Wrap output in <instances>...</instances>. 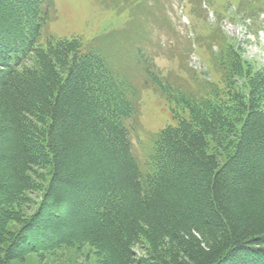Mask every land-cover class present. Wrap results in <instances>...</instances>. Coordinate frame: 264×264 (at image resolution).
Returning a JSON list of instances; mask_svg holds the SVG:
<instances>
[{"label":"trees","instance_id":"16d2710c","mask_svg":"<svg viewBox=\"0 0 264 264\" xmlns=\"http://www.w3.org/2000/svg\"><path fill=\"white\" fill-rule=\"evenodd\" d=\"M55 12L0 0V264L86 246L99 264H264V67L218 21L207 45L225 88L183 85L156 71L146 26L136 42L56 40ZM235 13L251 26L264 0ZM149 88L177 125L141 162L132 134Z\"/></svg>","mask_w":264,"mask_h":264},{"label":"rangeland","instance_id":"374dc122","mask_svg":"<svg viewBox=\"0 0 264 264\" xmlns=\"http://www.w3.org/2000/svg\"><path fill=\"white\" fill-rule=\"evenodd\" d=\"M54 3L56 12L48 24L47 36L56 40L80 39L88 44L99 37L126 33L128 39L136 42L140 32L145 34L146 26L151 36L147 46L156 71L163 78L170 76L183 85L192 83L196 74L217 89L225 88L221 74L211 64L210 52H216L217 48L207 45L210 38L207 25L218 21L222 35L239 44L243 59L257 68L264 67V14L246 27L241 18L236 19L239 0H144L141 6L138 0H54ZM254 23L259 31L250 33ZM141 105L139 126L132 134V142L134 154L144 162L153 139L164 129L176 126L177 118L165 97L152 88L142 90ZM12 231L17 232L18 227ZM14 264H99V258L86 246L30 254Z\"/></svg>","mask_w":264,"mask_h":264}]
</instances>
